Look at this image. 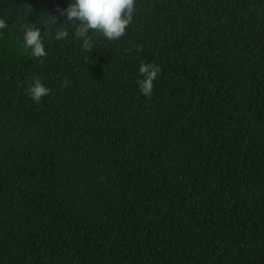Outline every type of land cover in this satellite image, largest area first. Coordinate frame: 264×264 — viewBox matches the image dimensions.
Returning <instances> with one entry per match:
<instances>
[{"label":"trees","instance_id":"trees-1","mask_svg":"<svg viewBox=\"0 0 264 264\" xmlns=\"http://www.w3.org/2000/svg\"><path fill=\"white\" fill-rule=\"evenodd\" d=\"M68 3L0 0V264H264V0H135L91 51Z\"/></svg>","mask_w":264,"mask_h":264},{"label":"clouds","instance_id":"clouds-1","mask_svg":"<svg viewBox=\"0 0 264 264\" xmlns=\"http://www.w3.org/2000/svg\"><path fill=\"white\" fill-rule=\"evenodd\" d=\"M134 6L135 0H69L68 6L59 12L60 16L65 17L71 24L78 22L75 34L83 41L84 50L91 51L94 42L90 33L99 32L109 40L120 39L133 20ZM51 17L52 23L58 24V18ZM5 27L6 22L0 20V29ZM68 35L67 31L60 30L56 32V39H65ZM23 39L25 48L31 50L33 57L39 59L48 55L41 29L37 26H25ZM161 71L155 64L141 63V79H138L137 83L143 95L151 96L154 81ZM26 91L34 102L39 103L44 96L50 94L51 89L40 78H34Z\"/></svg>","mask_w":264,"mask_h":264}]
</instances>
